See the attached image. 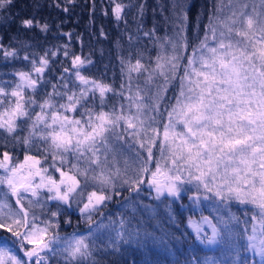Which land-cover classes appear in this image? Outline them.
Wrapping results in <instances>:
<instances>
[{
	"label": "snow or ice",
	"instance_id": "1",
	"mask_svg": "<svg viewBox=\"0 0 264 264\" xmlns=\"http://www.w3.org/2000/svg\"><path fill=\"white\" fill-rule=\"evenodd\" d=\"M15 2L0 0V29L15 25L7 44L0 37V66L11 69L0 74V264H100L124 244H166L156 206L142 201L103 238L109 225L94 215L125 190V201L145 190L168 200L170 221L182 193L213 201L212 218L189 217L196 240L223 245L232 264H264V0H209L197 12L193 0H157L163 36L155 22L145 30L146 3L107 0L103 15L127 34L118 86L107 66L90 72L96 61L82 40L74 50L71 32L34 46L52 24L41 0L13 13ZM74 3L48 7L68 13ZM73 212L87 232L61 235Z\"/></svg>",
	"mask_w": 264,
	"mask_h": 264
},
{
	"label": "trees",
	"instance_id": "2",
	"mask_svg": "<svg viewBox=\"0 0 264 264\" xmlns=\"http://www.w3.org/2000/svg\"><path fill=\"white\" fill-rule=\"evenodd\" d=\"M140 2L146 3L147 9L144 17L145 30L152 28L153 23H157L159 26L158 34L163 36L165 33V25L162 19L157 15L153 16V7L157 0H140ZM32 0H16L13 13L17 10L23 9L26 4H31ZM43 8L41 15L47 16L52 24V30L46 35H37L33 37V44L42 46H52L56 44H63L68 42V38L63 36V32L73 33L71 44L75 51H81V40L83 41V53L85 55L92 54V58L96 61L95 65L90 69L92 74L99 75L105 72L107 66V76L111 80L115 77L117 86L119 85V66L116 59L120 52L121 46L127 49V34L124 32L125 24L123 21L117 22L114 18L104 16L102 12L103 6L107 4V0H75V3L68 5L70 11L64 13L63 11L55 8H49L50 0H41ZM195 4L194 12L203 11L204 6L209 3V0H193ZM93 5H95V12L93 14ZM28 11H31L29 8ZM129 22L132 21V13L128 14ZM57 25L60 27L57 28ZM101 29L105 32L106 36H101ZM15 34V25L11 28L5 26L4 29H0V37L3 38V42L7 44L9 40ZM190 38H194V33H189ZM23 38V37H22ZM79 38V39H77ZM143 42L141 47H143ZM151 48V45H148ZM190 51V49H189ZM155 55V51L152 52ZM58 64L55 65L58 69ZM18 66V65H17ZM11 69L0 66V74L8 72ZM2 78V76H0ZM175 91V89H173ZM172 95V92L169 93ZM20 158H23V154H20ZM130 194L125 190L123 196L115 197L112 201L108 202L106 207L101 209L103 217L100 213L94 215V219L101 221L105 225H109V229L104 233V239L107 240L111 232L112 222H116V227L119 225L121 216L130 217L133 215V202L139 204L141 201L143 204H151L156 206V213L161 219L163 228L169 233L166 237L167 243L161 245L159 243H153L151 241L144 245L137 244H124L121 245L119 251L109 250L107 254L102 256L98 255L97 259L100 260V264H187L188 261L199 259L201 262L205 258L211 257L217 260L228 261L232 264L234 256H229L227 252L222 251L223 245H215L213 248L203 247L198 244L186 225L188 220V214L192 215L194 210L185 204L183 200L176 201L171 204V213L175 217L174 221L168 220V212L166 211L165 204L169 201L165 200L164 204L155 201L150 197L147 190L142 192L139 197L135 193L131 194L132 200L125 201V197ZM183 206V207H182ZM215 210V208H214ZM230 210L241 217L243 216V209L241 206L233 204ZM210 217L216 215V210L207 211ZM140 213L137 212V215ZM61 218V230L65 233H86L89 225L81 220L77 213H71V225H65L62 223ZM242 229L243 226L241 225ZM161 233L158 231L157 235ZM102 247V246H101ZM245 253H241L240 259H243ZM249 256V255H248Z\"/></svg>",
	"mask_w": 264,
	"mask_h": 264
},
{
	"label": "rangeland",
	"instance_id": "3",
	"mask_svg": "<svg viewBox=\"0 0 264 264\" xmlns=\"http://www.w3.org/2000/svg\"><path fill=\"white\" fill-rule=\"evenodd\" d=\"M21 159H22V158H21ZM153 195H154V194H153ZM190 195H192L191 192L182 193V199H181V200L184 201L185 204L189 205V207H190L191 209L194 210V212H193L192 215L188 214V220H189V217H191L193 220H195V221H199L202 215H203V216H209V217H210L209 214L205 213V209H206L208 212H209V211H210V212L213 211V213H214L215 210H214V204H213V201H204L203 199H201V202H200V203H196V202H194L193 200H190V199H189V196H190ZM179 201H180V200H178V202H179ZM73 213H77V214H78V212H73ZM78 216H79V214H78ZM210 218H212V217H210ZM188 220H187V222H186V225H187V227H188V230H189L190 233L192 234L194 240H195L198 244H200V243L196 240V238H195V234L193 233L192 229L188 226ZM205 227H206V226H205ZM60 233H61V235H70V234H72V233H69V232L65 233V232H64L63 230H61V229H60ZM79 234H81V233H79ZM200 245L203 246V247H207V248H209V247L213 248V247L215 246V245H213V246H206V245H202V244H200ZM248 255H249V257H251V254H250V253H248ZM256 260L258 261L259 258L257 257ZM53 264H55V261L53 262Z\"/></svg>",
	"mask_w": 264,
	"mask_h": 264
}]
</instances>
